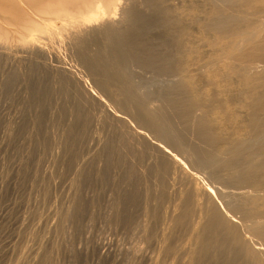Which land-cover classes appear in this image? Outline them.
Returning a JSON list of instances; mask_svg holds the SVG:
<instances>
[{"label": "bare ground", "instance_id": "obj_1", "mask_svg": "<svg viewBox=\"0 0 264 264\" xmlns=\"http://www.w3.org/2000/svg\"><path fill=\"white\" fill-rule=\"evenodd\" d=\"M0 264H264V0H0Z\"/></svg>", "mask_w": 264, "mask_h": 264}, {"label": "rangeland", "instance_id": "obj_2", "mask_svg": "<svg viewBox=\"0 0 264 264\" xmlns=\"http://www.w3.org/2000/svg\"><path fill=\"white\" fill-rule=\"evenodd\" d=\"M186 36L191 38L192 40H195V41H198V40L200 41L203 38V37H201L200 35H198L194 31L193 32L192 31H187ZM223 167H225V169H231V168H235V164H225V165H223ZM215 177L216 176H213L212 178L214 179ZM108 238L111 240L112 236H110V237L108 236L107 237V241L109 242L110 240ZM61 262L63 263L64 260L62 259Z\"/></svg>", "mask_w": 264, "mask_h": 264}]
</instances>
